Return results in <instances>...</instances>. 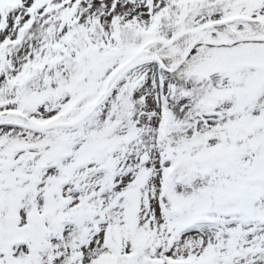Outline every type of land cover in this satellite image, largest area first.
I'll list each match as a JSON object with an SVG mask.
<instances>
[{"label": "snow or ice", "instance_id": "6c2138e0", "mask_svg": "<svg viewBox=\"0 0 264 264\" xmlns=\"http://www.w3.org/2000/svg\"><path fill=\"white\" fill-rule=\"evenodd\" d=\"M0 264H264V0H0Z\"/></svg>", "mask_w": 264, "mask_h": 264}]
</instances>
